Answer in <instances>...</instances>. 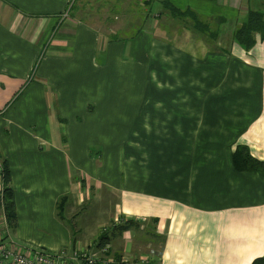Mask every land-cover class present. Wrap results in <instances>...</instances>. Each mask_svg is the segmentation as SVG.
<instances>
[{
	"label": "crops",
	"instance_id": "0c3cea01",
	"mask_svg": "<svg viewBox=\"0 0 264 264\" xmlns=\"http://www.w3.org/2000/svg\"><path fill=\"white\" fill-rule=\"evenodd\" d=\"M73 1L0 0V152L18 215L11 240L71 256L101 249L105 232L109 259H264V175L233 163L239 146L264 162V37L250 49L233 39L264 0H155L141 34L120 41L84 10L63 18ZM161 2L191 11L217 42ZM91 192L100 204L92 212L81 199ZM104 194L110 212L100 210ZM125 220L138 230L113 234Z\"/></svg>",
	"mask_w": 264,
	"mask_h": 264
},
{
	"label": "trees",
	"instance_id": "16d2710c",
	"mask_svg": "<svg viewBox=\"0 0 264 264\" xmlns=\"http://www.w3.org/2000/svg\"><path fill=\"white\" fill-rule=\"evenodd\" d=\"M149 1L151 2V4L148 2L145 3L143 1L141 3L135 1L131 5V7H137V6L140 7L146 5L145 7L148 8L147 11H144L145 15H143L141 19H139V24H138L139 28L138 30H136L137 32L143 30V26L146 24L147 19L150 18V16L153 14V5L155 4L154 2L158 3V1L155 0H149ZM159 5L162 7L164 11L168 12L174 17H178L179 19H182L184 17H189L190 20H192L193 30L199 32L200 34L205 35L209 39L210 43L215 44V42H217V38H218L217 33H210L211 30L208 24H204L200 22L196 17V15L193 14L191 11H180L179 9H177L168 2H161ZM71 10H73V8H71ZM256 34H260L261 36L264 37V13L249 12L246 21L238 25L236 30L234 31L233 39L236 42L244 45L247 49H250L253 47L255 43ZM134 37H135V33L129 35L128 37H122L121 40L130 39ZM110 39L116 41L118 40L113 38ZM215 50L220 51L218 49ZM233 163L237 170L259 172L264 175V162L253 158L246 147H241V146L237 147L236 151L233 153ZM2 173H3L2 184L4 186V190L2 195V204H0V207L1 210L3 211L7 223V228L5 231H7V233L10 235V232L16 230L18 226V215L15 204L14 190L11 187V171L6 161H4L3 163ZM67 203H68V198L66 197L61 198L58 201L57 215L59 216L60 219H64V211L66 209ZM138 226L139 225L135 221L125 220L122 221L117 226H115L112 229V232L113 234L118 235L127 232L129 230H138ZM110 239L111 237L108 236V233L103 232V234H101L98 238L97 248L105 247L110 241ZM251 264H264V259L262 257L256 258L252 261Z\"/></svg>",
	"mask_w": 264,
	"mask_h": 264
},
{
	"label": "rangeland",
	"instance_id": "374dc122",
	"mask_svg": "<svg viewBox=\"0 0 264 264\" xmlns=\"http://www.w3.org/2000/svg\"><path fill=\"white\" fill-rule=\"evenodd\" d=\"M121 1H123V3H120ZM135 1H137L139 3H141L143 1L145 3L148 2L151 4V2L149 0H96V1L91 0V2L93 3L92 5L82 6L81 5L82 3L80 0H74L73 3L67 7L66 12L63 14V18L65 17L66 14L68 16H69V14L75 15V13L77 11L79 12L80 9L84 10L83 13H79V14L83 15L82 17L84 18L85 21H86V19L88 21H93V23L95 25H97L98 27H100L102 32H104L103 35H105L107 37L109 36L110 38H113V39H118L120 41L122 39V37H128L129 35L134 34V33H127L128 30L125 33H120L121 30L124 28V26L127 25L128 29H130V30H138L139 19H141V17L143 15H145L144 11L148 10V8L145 7L146 5L145 6L143 5L140 7H138V6L137 7H131V5ZM71 8H73V10H71ZM139 16H140V18H139ZM155 16H156V14H154V13L151 15V17H155ZM118 29L120 31L118 33H114V32H117ZM140 34L141 33H138V32L135 33V38H137ZM123 40H128V39H123ZM130 40H132V39L130 38ZM39 62L40 61H38V63L36 64L35 69L38 67ZM34 76H35V72L31 74V79ZM3 163H4V159L2 158V155L0 152V165L3 166ZM0 174H1V172H0ZM2 190H4V186H3L2 181H1L0 182V191H2ZM94 195L95 194L93 192H91V196H89L88 198H86L85 196L83 198H81L82 199V205H86V208L90 209V212H92L93 209L97 208L100 205L98 200L95 199L94 201H92V199L94 198L93 197ZM103 198L105 199V203L107 201H110L107 198L106 194L102 195V199ZM0 199H1V197H0ZM88 200H89V202L87 203ZM101 202H102L103 208H100V210L103 212H107V211L110 212L109 209L107 210L109 204H107V203L105 204L103 201H101ZM112 208H114V206ZM145 240L149 241V236L139 238V241L145 242ZM153 240H154L155 244L153 245L154 247H152V248L155 252H159L160 243H159L158 239L154 238V239H152V241ZM62 251H65V250H61V251L53 252V253H60ZM50 252H52V251H50ZM155 252H154V254H155Z\"/></svg>",
	"mask_w": 264,
	"mask_h": 264
},
{
	"label": "built area",
	"instance_id": "2783aa9c",
	"mask_svg": "<svg viewBox=\"0 0 264 264\" xmlns=\"http://www.w3.org/2000/svg\"><path fill=\"white\" fill-rule=\"evenodd\" d=\"M67 18L68 15L66 14ZM64 17V18H65ZM0 182L3 179V166L0 165ZM3 190L0 191V204H2ZM108 247H102L99 250L91 251L82 249L68 256L66 251L53 253L42 251L39 248L30 246H20L14 243L7 231L0 234V264H148V260L135 259L128 261L127 259L116 260L105 258Z\"/></svg>",
	"mask_w": 264,
	"mask_h": 264
}]
</instances>
